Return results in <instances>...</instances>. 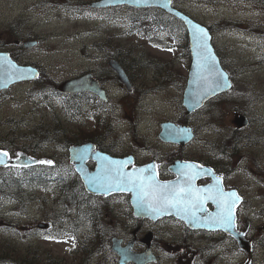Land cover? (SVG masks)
Returning <instances> with one entry per match:
<instances>
[{
    "label": "rangeland",
    "instance_id": "1",
    "mask_svg": "<svg viewBox=\"0 0 264 264\" xmlns=\"http://www.w3.org/2000/svg\"><path fill=\"white\" fill-rule=\"evenodd\" d=\"M97 1L0 0V51L19 52L13 55L20 61L45 64L57 83L93 67L108 66L109 62L103 61L104 53L117 55L121 60L127 57L125 61L131 65H125L138 69L132 72L138 79L134 93L127 95L126 88L118 87L125 97L114 96L115 111L110 120L80 122L77 116L70 117L64 111L56 94H53L55 98L39 99L36 103L37 97L28 92L32 84L17 85L0 95L1 145L15 153L34 145L33 138H40L39 157L57 156L61 166L69 169L64 147L79 140L80 132L141 130L143 146L151 145L152 141L161 145L158 134L162 123L184 124L188 120L195 129L196 139L181 153L210 161H215L222 152L227 154L229 186L238 188L245 197L239 206L237 223L241 229L246 223L249 226L255 264H264V0H180L184 12L212 26L215 47L234 84L230 92L216 97L188 119L182 103L191 65L185 33L165 30L166 40L158 44L148 37L158 34L156 30L148 29L150 23L138 19L142 12L126 7L94 10L90 4ZM127 20L143 23V39L129 35ZM34 40L39 42L34 48L23 46ZM138 74L143 78H138ZM47 75L50 78L47 77L46 84L52 92L56 91L59 84ZM239 115L251 121L242 130L234 123ZM156 148L160 149L159 146L152 149ZM24 173V170L14 172L18 178ZM64 176H71V172L65 171ZM74 178L71 176V181ZM31 183L34 186L31 192H26L29 199L23 204L14 198L0 197V258L3 250H8L16 262L5 264L33 261L51 264V260L58 264H118V257L112 252V238H127L141 223L134 217L129 200L100 203L105 214L100 221L95 219L90 230L84 223L87 216H77V223L70 224L56 214L62 211L60 188H57L60 181H49L46 186L39 180ZM55 218L59 223L53 222ZM80 223H83L81 228ZM146 223V228L156 233L153 243L161 264H245L247 261L229 236L190 231L174 219ZM42 224L51 226L44 230L39 228ZM106 233L109 241L103 240ZM34 254L37 260L32 259Z\"/></svg>",
    "mask_w": 264,
    "mask_h": 264
},
{
    "label": "water",
    "instance_id": "2",
    "mask_svg": "<svg viewBox=\"0 0 264 264\" xmlns=\"http://www.w3.org/2000/svg\"><path fill=\"white\" fill-rule=\"evenodd\" d=\"M129 6L136 9H146V8H160L167 12L170 15L175 16L177 19L181 20L187 31L189 36V44H190V52H191V58H192V64L189 72V78L187 82L186 89L184 91V97H183V106L186 109L187 115H193L197 111L201 110L207 102L212 100L213 98L224 94L226 92H229L233 88V82L231 80V77L229 73L224 69L221 59L219 55L216 52V49L213 44V36L210 32V30L197 22L194 18L187 15L183 11L174 8L172 5L171 0H100L95 4H92V7L97 8H109V7H117V6ZM196 26H199L200 28H203L205 32L207 33V36L209 39L207 40L209 52L212 57H214L216 63V67L219 69L220 72L224 74L226 77V83L222 81V86L220 88H217L214 92L209 91L207 94L203 96L202 99H199L197 93L202 91L201 88L197 86L196 83L193 82L194 80V73L197 71V64L200 61V57L198 56V53L200 52V48L198 46V41L195 38V28ZM37 44L36 41L34 42H26L24 46L27 49H30L34 47ZM8 62H11V64L15 65L17 69H19V72H13L12 69L8 67ZM110 66L119 74L120 81L128 86V88H131V85L122 69V67L119 65L116 61H111ZM11 73V75H10ZM16 76H21L22 78H15ZM38 77L37 69L33 67H21L16 65L10 57L9 53H0V90H6L9 89L12 85L23 82V81H31ZM59 91L62 93L67 94H74L79 92H85V91H91L102 98L105 97V92L100 87L99 83L95 81L90 74H86L80 78L73 79L66 81L62 83L59 86ZM199 100V102H197ZM235 123L237 125V128L239 130L246 128L249 125V120L243 115L237 117L235 120ZM186 130V131H185ZM160 139L167 143L177 144L180 146H186L194 139V132L191 127L185 126V125H176L174 123L166 122L162 124V133L160 135ZM1 151V150H0ZM5 152V151H3ZM70 156H71V162L75 165L77 173L81 176L83 183L85 185L86 190L96 196H110L114 194H120L125 193L129 194L131 196V206L133 208V213L136 218L139 219H148L152 220L153 222H157L160 219L168 218V217H175L176 219L184 222L186 226L191 230H206V231H222L226 233L227 235L234 238V240L238 243L240 248L251 254L253 251V245L252 241L248 240L246 238V231H240L237 228L236 223V211L238 206L241 204V197L237 194L235 190L229 191L225 193H232L235 192L236 195L239 197V200L235 204V207L232 209L236 227L233 229L225 230L223 227L219 226L218 224H213L210 222V218L214 217L218 212L221 211L220 208L217 207V204L211 200L208 199L203 204V210H196L195 216L193 217L192 211H181L178 212L176 208H161V211L159 214L151 211L147 208H140L137 206V201L134 193L129 191H111L105 193L103 190H97L96 186L89 184L88 178L89 177H95L99 172L101 168V157H107L110 160L113 161H127L131 159V163L127 164L123 171L125 172H134L137 169L140 168H148L149 170L144 173L145 176L152 175V169L149 166H153L154 164L145 165L143 167H133L132 169H128L130 165L133 164V157H128L124 159H117L113 158L107 154L101 153L99 151H94L93 145H86L81 147H72L70 149ZM10 157V155H9ZM88 159H93L97 163V167L94 171H91L86 166V161ZM39 161H50L48 159H38L34 158L28 154L20 152L16 158L8 159L6 158L5 164H0V167H17V168H27V167H33L38 165H50V164H41ZM185 164H192L195 165L192 169H185L183 166ZM24 165H27L26 167ZM155 166V165H154ZM207 170V171H205ZM171 171L177 175V178L172 181H161L158 177L157 170L155 168V176L156 179L162 183H175L178 179L181 181V183H185L188 181V176H181V172H189L191 174H196L199 172L200 174L196 176L194 180L191 181V183L196 188H206L205 187H199L197 186V182L200 179L211 177L213 178V182L211 185H214L216 183V175L214 174L213 170L202 167L199 164L193 163V162H185V161H177L171 166ZM220 185L223 189L222 183L220 181ZM210 186V185H209ZM211 204L214 207L213 211L208 210L207 205ZM41 228H45L44 225H40ZM138 230V229H137ZM152 233H148L144 239H142V243L146 245V250L143 253H137L133 250V247L136 243V240L131 241L126 247L123 246V240L115 237L112 239V250L113 252L119 256V264H152L157 261L156 255L153 253L152 250ZM245 264H252L251 258L245 263Z\"/></svg>",
    "mask_w": 264,
    "mask_h": 264
},
{
    "label": "flooded vegetation",
    "instance_id": "3",
    "mask_svg": "<svg viewBox=\"0 0 264 264\" xmlns=\"http://www.w3.org/2000/svg\"><path fill=\"white\" fill-rule=\"evenodd\" d=\"M173 4L175 3V6L179 7L182 9V6L184 5L183 2H181L180 0H172ZM99 10V9H98ZM142 14H143V10H142ZM143 22V19H142ZM127 28H128V33L130 35L133 34L134 36H137L139 38L143 39V23H135L132 20H127ZM160 33V34H159ZM158 35L162 36L163 35V31H158ZM150 37L152 39H158L157 35H153L150 34ZM23 52H26L25 50L22 49ZM19 52H14L12 54H18ZM101 53L103 54L104 52L101 51ZM105 58L103 61H117L119 63V65L124 69V72L126 73L127 77L129 78V81L132 85L130 91L127 92V87L122 84L119 81L118 75L115 73V71L108 65V66H96L91 68L90 70L79 74L78 76L74 77V78H79L82 77L85 74H91L92 78L95 79L99 85L101 86V88L105 91V96L106 99H101L98 95L91 93V92H80L77 94H66V95H62L59 93H55L57 98H59V100L61 101L62 107L64 108V111L67 112V114H69V116L71 117V114H75V117L77 116V120L80 122H83L85 120L88 119H94V120H99L100 118L102 119H111L114 116V105L116 104V100L114 96H120V97H125V94L121 96V93L118 91V87H120L121 89H127V95L129 94H133L134 91L136 90V81L138 80L135 77V74H133L132 72L135 71L137 72V68H133L131 66V69L128 68L127 65H125V63H128L131 65V63L129 61H125V58L122 57V60L120 59V57H118L117 55H108L105 54ZM12 58L16 61L17 64L21 65V66H33L36 67L39 72L40 75L39 77L36 79V81L32 82V83H28V84H32V87L29 88L28 92L29 94L35 93L34 90H36L39 94L40 97L35 99V102L37 103L40 100H44L48 99V97H53L55 98V95H53L54 93L52 92L51 87L46 84V80L48 78H50L47 74H49L52 78H54V74H50L49 69L47 66H45V64H43L44 66H41L40 64L36 63V62H31V61H20L18 60L16 56L12 55ZM125 61V62H124ZM31 62V63H29ZM49 71V72H48ZM138 78H143L142 74H138L137 75ZM48 77V78H47ZM73 79V78H72ZM56 81V78H54V81ZM57 85L60 83L55 82ZM24 84V83H23ZM18 86H24L27 87L25 85H18ZM18 86H15L13 88H16ZM141 87H143V81L141 82ZM34 92V93H33ZM0 94H2V92H0ZM64 96V97H63ZM74 103H76L75 105H73ZM66 108V110H65ZM116 114V113H115ZM169 122V121H168ZM173 122V121H172ZM185 122V121H183ZM175 123H180V122H175ZM251 124V121H250ZM195 131V130H194ZM161 132V131H160ZM48 134V132H47ZM160 133L158 134V139L160 140L159 137ZM50 136V135H49ZM78 138L79 140H76L75 142H71L69 145H66L64 147L65 149V153L66 154V158L67 160H69L70 156H69V150L71 147H75V146H85V145H93L94 146V150L96 151H101L103 153H107L110 156L114 157V158H126V157H133L134 158V163L133 165H131L129 167V169L136 167V166H143V165H148V164H154L155 168L157 170V174L160 180L162 181H171L174 180L176 178V175L173 174L170 170V167L177 161L179 160H186V161H191V162H195L200 164L201 166H206L209 167L210 169H212L214 171V174L216 175V177H222L221 179V183L223 186V190L225 191H229V190H237L238 188L233 187L230 185L229 186V178H228V172L225 166V162L227 160V154L224 152H222L221 154L217 155L215 161H210L209 158H205V159H199V158H193V157H189L188 155H183L181 153V151L186 150V147H179L178 145L175 144H170V143H164L160 140V142L162 143L161 145L158 143L154 144L153 141L151 142V145L149 146H143V132H141V130H136L134 132L131 131H125V130H111V131H104V132H99V131H93L90 133H85V132H80L78 134ZM38 139V141L36 140ZM196 139V137H195ZM195 139L193 140V142L195 141ZM31 141H33L32 143L34 145H30L28 147H26V149L24 150H20V151H25L26 153L35 155L37 157H39L40 155V151H41V139L40 138H33ZM37 141V142H36ZM251 141V140H250ZM51 143V140H50ZM150 143V142H147ZM2 143H0V149H5L7 147H3L1 145ZM250 144V143H247ZM159 146L160 149L158 150L156 149H152L153 147H157ZM40 150V151H39ZM154 150H156V152H154ZM46 158L52 159L53 161L59 160L57 158V156L51 158V157H47L44 156ZM229 157V156H228ZM42 158V157H39ZM202 158V157H201ZM220 161V163H219ZM67 163V162H66ZM70 163V162H69ZM86 165L89 167V169L91 170H95L96 169V163L91 160L88 159L86 161ZM70 167V166H69ZM72 167V165H71ZM72 176H75V178L71 181L70 178L68 179H64L63 180V184L60 186V200L59 203L61 205L62 211L61 212H57L56 214H60V216L62 217V219H65V221H69V223L71 224L73 221H75L77 223V216L82 214V206H83V196L86 198L87 201H99L103 204L105 203H110L114 202L118 199H124L126 201L130 200V197L128 195H112L110 197H99V196H92V195H85V187L83 186V181L81 179V177L79 175H77V173H73L72 172ZM75 181H77L78 185L75 183ZM25 183V181H23ZM213 182V178H205L203 180H200L199 182H197L198 186H209L211 185ZM29 187V192H31V188L33 185H28ZM27 188L24 189V191H26ZM74 191L75 194H70L71 191ZM238 191V190H237ZM240 191V190H239ZM239 195L243 198V201L245 200V197L243 196L244 193L243 192H239ZM68 192V194L66 193ZM87 193V192H86ZM1 195V192H0ZM18 194H14L11 197H7V199H18L17 197ZM82 196V197H81ZM76 198V200L79 202L77 205L73 204V201L70 199L71 198ZM91 198V199H87V198ZM2 198V195H1ZM26 198H29L26 197ZM16 199V200H17ZM19 202H21L19 200ZM81 206V209H79ZM114 206L112 205V208ZM207 208L210 211L214 210V207L211 204L207 205ZM114 209V208H113ZM94 212L95 210V206L93 207ZM55 214V215H56ZM76 214V216H74ZM53 217V216H52ZM56 221H53L55 223H59L58 219H54ZM58 221V222H57ZM65 221L63 220L62 222L65 223ZM52 223V221H51ZM146 221H143L140 223L139 226V231L136 233H133L130 236H127V238H123L124 242L123 245H127L128 242L132 239L137 238V242L134 246V250L136 252H142L144 249V244L142 243V235L144 232L149 231L151 233H153L152 236V247L155 253V243L154 239H155V235L156 233L152 230H148L146 228ZM47 228L49 229V226H51V224H46ZM247 226V223L245 224V228ZM240 227V226H239ZM245 228H243L245 230ZM249 232V229H248ZM73 233V232H70ZM51 234V233H49ZM145 237V236H144ZM248 237L250 238V240L253 242V246H254V241L253 239H251L250 234L248 233ZM220 247V245L218 246ZM246 257L247 260L250 257L251 258V263L255 264V258H254V254H255V247L253 249V252L248 255L246 253H243ZM158 257V261L154 264H161L160 263V256L158 255V253L156 254ZM249 258V259H250ZM119 264V263H118Z\"/></svg>",
    "mask_w": 264,
    "mask_h": 264
},
{
    "label": "snow or ice",
    "instance_id": "4",
    "mask_svg": "<svg viewBox=\"0 0 264 264\" xmlns=\"http://www.w3.org/2000/svg\"><path fill=\"white\" fill-rule=\"evenodd\" d=\"M194 35L200 48L198 56L201 62L197 64L193 82L202 89V91L197 93L199 99H202L207 92H214L217 88H220L222 81L226 83V77L216 67L217 62L209 52L207 44L209 37L205 30L196 26ZM8 67L13 72L20 71L11 62H8ZM15 78L22 77L16 76ZM6 158L10 159L9 154L0 151V164H5ZM39 163L51 164L52 161H39ZM129 163H131V159L113 161L107 157H101L100 172L95 177H89L88 182L96 186L97 190H103L105 193L114 190L132 192L136 197L138 207L150 209L157 214H159L161 208H176L178 212L191 210L194 217L195 211L203 210L204 202L211 199L221 211L211 217L210 222L218 224L226 231L236 227L232 209L235 207L239 197L235 192L225 193L223 191L220 185L222 177H216L214 185L206 188H196L191 181L200 173L181 172L182 177L188 176L189 178L185 183L182 184L178 179L175 183L162 184L156 179L154 165L149 166L153 174L145 176L144 173L149 170L148 168H140L134 172L123 171L124 167ZM5 166L7 165L5 164ZM24 166L26 167L27 165ZM183 167L192 169L195 165L185 164Z\"/></svg>",
    "mask_w": 264,
    "mask_h": 264
},
{
    "label": "trees",
    "instance_id": "5",
    "mask_svg": "<svg viewBox=\"0 0 264 264\" xmlns=\"http://www.w3.org/2000/svg\"><path fill=\"white\" fill-rule=\"evenodd\" d=\"M134 18V16H132ZM141 17L143 18V22H149L151 27H148V29H162V30H168V29H172V30H176V32L179 30L180 32H185V38L187 41V50L189 51V45H188V37L186 35V30L184 28V25L182 24V22H180L178 19H176L174 16H171L167 13H165L164 11L160 10V9H156V8H152V9H144L143 10V16L141 15L140 17H138V19H141ZM136 18V17H135ZM143 30H145V28L143 27ZM158 44H162V42H157ZM223 66L226 68L224 61L221 57ZM211 102V101H210ZM60 163V162H59ZM58 164V162H57ZM63 168H61V165H56L55 167H36V168H32L29 170L28 175H24V176H18L14 174V172L16 170L13 169H0V187L2 189H10L11 191H13L15 193H9L7 191H3L2 195L4 198H6L8 195L13 196L14 194H18V201L20 200L21 203L23 204L25 202V200H28L26 197V194H24V191H22L21 186L16 185V183H7L8 181H15L16 179H27L30 178L32 180H39L42 182V185L46 186V183L49 182V180L56 178L58 181L60 179H62L64 177V170H62ZM77 184V183H76ZM79 187V186H78ZM13 188V189H12ZM80 188V187H79ZM68 194V192H66ZM70 194H75V192L72 190ZM85 195H87L85 193ZM82 197V196H81ZM73 201L74 205H77L79 202L76 200V198H71L70 201ZM83 206L82 207H86L89 206L88 203L90 202H86V198L83 196ZM81 209V206L80 208ZM90 208L87 207V211H85V216H87V219H85V223H87L88 221H95L96 219H102V213L101 211H98L97 214H93L94 210L91 209L90 212H88ZM86 218V217H85ZM83 221V220H82ZM84 222V221H83ZM103 240L106 241V239L108 238V234H103ZM102 236V234H101ZM107 241H109L107 239ZM4 252L1 254L2 258H0V263H16L12 261V258H10V254L12 253H8V250H3ZM2 252V251H1ZM5 255V256H4ZM34 260H37V255L34 254V258H32ZM51 264H58V262L51 260L50 262ZM30 264H36L35 261L30 262Z\"/></svg>",
    "mask_w": 264,
    "mask_h": 264
}]
</instances>
